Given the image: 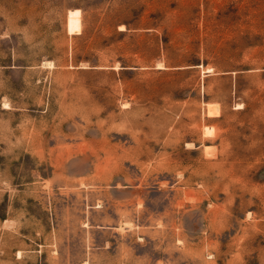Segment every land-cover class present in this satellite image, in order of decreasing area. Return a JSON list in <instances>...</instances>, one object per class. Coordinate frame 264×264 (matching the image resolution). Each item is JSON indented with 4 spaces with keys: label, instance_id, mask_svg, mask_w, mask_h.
<instances>
[{
    "label": "rangeland",
    "instance_id": "374dc122",
    "mask_svg": "<svg viewBox=\"0 0 264 264\" xmlns=\"http://www.w3.org/2000/svg\"><path fill=\"white\" fill-rule=\"evenodd\" d=\"M0 264H264V0H0Z\"/></svg>",
    "mask_w": 264,
    "mask_h": 264
}]
</instances>
